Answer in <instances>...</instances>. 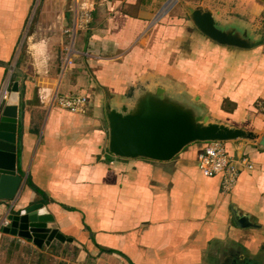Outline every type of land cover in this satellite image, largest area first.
Returning <instances> with one entry per match:
<instances>
[{
	"label": "crops",
	"instance_id": "obj_1",
	"mask_svg": "<svg viewBox=\"0 0 264 264\" xmlns=\"http://www.w3.org/2000/svg\"><path fill=\"white\" fill-rule=\"evenodd\" d=\"M77 1L91 22L61 78L71 0H0V90L15 62L16 172L24 180L15 203L0 200V221L12 206L42 203L71 240L37 248L0 231V264H264V0L187 1L249 48L212 41L178 6L160 16L167 0ZM157 88L210 123L258 137L220 141L236 162L253 165H240L231 192L199 169L211 141L169 161L109 151L105 106L128 112ZM55 94L85 96V112L52 104ZM235 215L254 227H237Z\"/></svg>",
	"mask_w": 264,
	"mask_h": 264
},
{
	"label": "water",
	"instance_id": "obj_2",
	"mask_svg": "<svg viewBox=\"0 0 264 264\" xmlns=\"http://www.w3.org/2000/svg\"><path fill=\"white\" fill-rule=\"evenodd\" d=\"M195 27L212 41L225 46L249 48L251 43L232 30L226 31L216 25L212 13L201 8L187 7ZM11 88V96L4 105L0 117V200L16 202L23 184V176L16 172L15 124L17 105L12 96L19 92L18 80ZM109 124V151L119 158H147L169 161L184 147L194 142L229 141L235 139H257L252 132L233 129L225 125L210 123L208 117L196 110L164 95L162 88L155 93L144 94L128 112H119L106 105ZM6 132H2V131ZM12 132V133H11ZM264 147V136L259 140ZM10 224L3 233L17 236L37 248L49 247L52 242H70L62 233L52 214L42 203L15 210L11 207ZM239 228L254 227L246 217L234 216Z\"/></svg>",
	"mask_w": 264,
	"mask_h": 264
},
{
	"label": "built area",
	"instance_id": "obj_3",
	"mask_svg": "<svg viewBox=\"0 0 264 264\" xmlns=\"http://www.w3.org/2000/svg\"><path fill=\"white\" fill-rule=\"evenodd\" d=\"M163 6L159 15H163L169 11L167 4ZM73 24L67 28L63 34L67 40L62 45L60 52V76L62 77L67 70L73 64V57L77 54L74 48L76 36L79 31L88 28L91 22L90 10L86 5L77 2V8L74 12ZM262 51L264 53V43L262 45ZM12 84L11 78L4 80L0 90V112L2 111L5 103L9 100ZM50 97V98H49ZM48 101L57 105L59 108L75 114H83L85 112V106L87 99L83 95H63V96H48ZM259 109L264 113V101L258 102ZM241 164L248 169H253V165L249 164L245 159L241 160ZM240 163L236 162L227 152L223 143L220 141L209 142L198 156V166L201 173L205 177L219 176L221 180V188L223 192H231L237 185L240 176ZM10 211L0 221V231L3 228L8 227L10 221L8 216Z\"/></svg>",
	"mask_w": 264,
	"mask_h": 264
},
{
	"label": "rangeland",
	"instance_id": "obj_4",
	"mask_svg": "<svg viewBox=\"0 0 264 264\" xmlns=\"http://www.w3.org/2000/svg\"><path fill=\"white\" fill-rule=\"evenodd\" d=\"M168 1L169 0H167V2ZM187 1L188 2L190 1L191 3H193V5H203V6L207 5V3H208L207 0H176V2L169 8V10L171 11L174 7L177 8V6H178L180 8H183L182 11L188 16V14H187L188 12L185 11V9L187 7H192V5L187 3ZM77 2H78L77 0H71V4H70L71 13L75 12V9L77 8ZM35 12H36V10L34 11V14H35ZM25 47H26V45H25ZM59 62H60V54H59ZM16 70H17V67L15 66V62H13L12 66L10 67L8 76H7L8 79L11 78V84L12 85H13V78L15 77V74H16Z\"/></svg>",
	"mask_w": 264,
	"mask_h": 264
},
{
	"label": "bare ground",
	"instance_id": "obj_5",
	"mask_svg": "<svg viewBox=\"0 0 264 264\" xmlns=\"http://www.w3.org/2000/svg\"><path fill=\"white\" fill-rule=\"evenodd\" d=\"M167 5H168V4H167ZM167 7H168V6H167ZM167 7H166V8H167Z\"/></svg>",
	"mask_w": 264,
	"mask_h": 264
}]
</instances>
